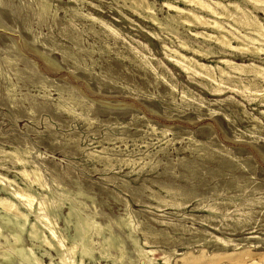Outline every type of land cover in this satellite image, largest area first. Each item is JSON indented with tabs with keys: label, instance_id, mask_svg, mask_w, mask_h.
<instances>
[{
	"label": "rangeland",
	"instance_id": "374dc122",
	"mask_svg": "<svg viewBox=\"0 0 264 264\" xmlns=\"http://www.w3.org/2000/svg\"><path fill=\"white\" fill-rule=\"evenodd\" d=\"M43 1L0 0V197L29 216L22 229L0 208V264L60 262L28 236L37 213L14 196L28 188L37 208L59 214L61 249L74 246L83 264H264V98L255 86L216 92L168 52L226 69L180 47L219 52L192 36L213 30L179 24L164 6L187 8L175 0H147L163 27L125 0ZM219 56L264 65V56ZM79 219L90 228L83 239Z\"/></svg>",
	"mask_w": 264,
	"mask_h": 264
},
{
	"label": "bare ground",
	"instance_id": "6f19581e",
	"mask_svg": "<svg viewBox=\"0 0 264 264\" xmlns=\"http://www.w3.org/2000/svg\"><path fill=\"white\" fill-rule=\"evenodd\" d=\"M41 1V0H40ZM43 1V0H42ZM129 1L130 6L128 7L132 12L135 13H140L143 15L147 20L151 21L152 24L163 27L164 24L160 22V19L157 18L155 14V7L152 3H149L147 0H125V2ZM183 5H185L187 8H181L177 5H174L171 2H165L164 6L167 7L171 11H175L177 16H180L179 22L176 19V22L179 24H186L190 27L195 25V26H202L206 28H210L213 30V34H209L205 31L202 32H195L192 34L195 39H204V41H212L216 46L220 48L219 52L211 51V50H203L199 46L198 49L194 48L193 45H190L189 41L182 40L180 41V47L184 50L187 51L188 53H193L198 56H202L204 59H212V58H219L218 63L223 64L226 69H223L221 67H213L205 63H200L196 61L195 59L188 57L184 54H181L179 51L175 50H170L168 52H171L172 54L175 55V62L176 66L180 67L182 71L185 73L197 77L203 81H206V87H213L216 92H223L224 90H245V89H250L253 86L257 87V90L255 93H260L261 97L264 98V65L258 63L256 61H253L251 63H245V64H238L235 61L226 58V57H220L219 54H224L226 51L230 53V55H234L235 53H240L242 55H247L250 56L254 59H263L264 56V23L260 19L257 13L263 14L264 15V0H231L229 2H224L223 0H175ZM45 2V1H43ZM48 2V1H46ZM176 3V2H175ZM46 4V3H45ZM44 5V4H43ZM48 5V4H47ZM46 6V5H45ZM49 6H51L49 4ZM48 6V7H49ZM52 7V6H51ZM47 8V7H46ZM50 8V7H49ZM48 9V8H47ZM155 9V10H154ZM46 10V9H45ZM168 10V11H169ZM41 11L45 12L44 10L41 9ZM49 12V10H48ZM42 13V12H41ZM47 13V12H46ZM66 13V12H65ZM57 14V13H56ZM41 15V14H40ZM55 16V15H54ZM86 16V15H85ZM171 16V15H170ZM183 16V17H182ZM174 17V16H173ZM89 18V17H88ZM93 18V17H92ZM169 19V18H168ZM174 19V18H172ZM94 21V18H93ZM169 21V20H168ZM175 21V20H174ZM95 22V21H94ZM93 22V23H94ZM171 23H174L170 21ZM97 23V21H96ZM95 23V24H96ZM105 25V24H104ZM177 26V25H176ZM158 27V28H159ZM166 28V27H165ZM164 28V29H165ZM161 29V28H159ZM169 29V28H168ZM108 30V29H107ZM106 30V31H107ZM167 30V29H166ZM170 30V29H169ZM113 31V30H112ZM117 31V30H116ZM179 31V30H178ZM194 31V30H193ZM95 32V31H94ZM108 32V31H107ZM115 32V31H114ZM112 33V32H111ZM110 33V34H111ZM116 33V32H115ZM95 34V33H94ZM109 34V35H110ZM114 35V33H112ZM155 34V33H154ZM191 34V33H190ZM119 35V34H118ZM117 36V35H116ZM172 36V35H171ZM107 37V36H106ZM158 37V36H156ZM177 39V38H176ZM179 41V40H178ZM174 43V42H173ZM109 47V46H108ZM107 47V49H108ZM168 48V47H167ZM86 51V50H85ZM111 51V50H110ZM84 52V51H83ZM136 52V51H135ZM138 53V52H137ZM73 56V55H72ZM171 56V55H170ZM169 57V56H168ZM145 58V57H144ZM48 59V58H47ZM151 59V58H150ZM46 60V59H45ZM154 60V59H153ZM171 60V59H170ZM140 61V60H139ZM149 62V61H148ZM172 62V60H171ZM216 62V61H215ZM12 63V62H11ZM162 63V62H161ZM53 65V64H52ZM136 66V65H135ZM219 70L220 76H216L215 71ZM233 74L239 75V78H235ZM241 77H245V80H247V84H242L241 88H239L236 83H243V80ZM1 78V77H0ZM234 79L238 80L234 82ZM238 83V84H239ZM44 85V84H43ZM254 87V88H255ZM42 88V87H41ZM45 88V87H44ZM47 88V87H46ZM253 88V89H254ZM237 90V91H238ZM252 90V89H251ZM13 91V90H12ZM11 91V92H12ZM244 92V91H243ZM249 93V92H248ZM253 93V94H255ZM173 94V93H172ZM9 95V94H8ZM251 95V94H250ZM173 96V95H172ZM193 96V95H192ZM257 97V96H256ZM186 98V97H184ZM190 100V99H189ZM196 100V99H195ZM77 102V101H76ZM263 102V99H262ZM71 103V102H70ZM66 107V106H65ZM79 108V107H78ZM60 109V108H59ZM61 110V109H60ZM74 110V109H73ZM245 111V110H244ZM68 112V111H67ZM71 115V114H70ZM79 115V114H78ZM90 116V115H89ZM248 117V116H247ZM255 121V120H254ZM96 122V121H95ZM261 127V126H260ZM89 129V128H88ZM145 136V135H144ZM165 138V137H164ZM121 140V139H120ZM103 142V141H102ZM99 145V144H98ZM137 146V145H136ZM175 146V145H174ZM71 147V146H70ZM146 147V146H145ZM188 149V148H187ZM197 149V148H196ZM113 150V149H112ZM128 150V149H127ZM162 151V150H161ZM189 151V150H188ZM198 151V149H197ZM17 152V150H16ZM28 153V152H27ZM106 153V152H105ZM21 156V155H20ZM158 156V155H157ZM23 157V156H22ZM7 158V156H6ZM10 158V157H9ZM22 159V158H21ZM115 159V158H114ZM139 159V158H138ZM119 160V159H118ZM127 160V159H126ZM102 161V160H101ZM146 164V163H145ZM175 164V163H174ZM27 165V164H26ZM21 166V165H20ZM23 166V165H22ZM29 166V165H28ZM110 167V166H109ZM26 168V167H25ZM130 168V167H129ZM144 168V167H143ZM37 170V169H35ZM247 171V170H246ZM134 173V172H133ZM22 174L26 177H29V173L26 172L25 170L22 171ZM135 174V173H134ZM39 176V175H38ZM34 178V177H33ZM2 179V177H1ZM0 181L2 182L3 180ZM5 180V179H4ZM7 181H5L6 183ZM3 183V182H2ZM30 183V180H29ZM31 183H39V177H36L35 180H33ZM12 184V183H11ZM2 185V184H1ZM37 186V185H36ZM126 186V185H125ZM3 187V186H2ZM17 187V186H16ZM30 187V186H28ZM34 187V186H33ZM9 188L5 187L4 189ZM47 188V187H46ZM29 189V188H28ZM28 189H19L17 192L14 194L15 198L22 203L21 205H24L28 207L30 210H35L37 213L36 221L31 224L30 229L28 230V236L32 241H39L38 243H41V245H46L48 246L51 250H54L57 253V256L59 257L60 262L58 261L59 264H83L82 261L79 262L76 259V249L74 246H71L67 249L63 248L61 249V243L57 237V226L56 222L54 221V217L56 216L55 214L53 215L55 210H47L46 213H44L41 205L37 208L35 205L36 202V195L34 192L29 191ZM12 190V189H11ZM8 191V190H7ZM6 191V192H7ZM13 191V190H12ZM12 191H9L10 194H13ZM36 191V190H35ZM43 191V190H42ZM45 191V190H44ZM47 191V190H46ZM64 191V190H62ZM69 191V190H68ZM67 191V193H68ZM5 192V193H6ZM15 192V191H14ZM66 193V194H67ZM79 193V192H78ZM81 193V192H80ZM50 194V193H49ZM61 194V193H60ZM172 194V193H171ZM52 195V194H51ZM72 195V194H71ZM80 196V195H79ZM85 196V195H84ZM48 198V197H47ZM50 198V197H49ZM84 198V197H83ZM51 199V198H50ZM49 199V200H50ZM54 199V198H53ZM90 199V198H89ZM92 199V198H91ZM90 199V201H91ZM39 200V199H38ZM46 200V199H45ZM51 201V200H50ZM48 201V202H50ZM18 202V203H19ZM92 202V201H91ZM46 203V202H45ZM52 203V202H51ZM82 203V202H81ZM171 203V202H170ZM56 204V203H55ZM70 204V203H69ZM223 204V203H222ZM20 205V206H21ZM47 205V204H46ZM49 205V204H48ZM19 206V205H18ZM17 204L12 202L9 198L5 197H0V208L3 210L7 215H11L15 217V219L18 221L19 225L21 226L22 229L25 228V225L28 223V218L29 216L23 212L20 211L19 207ZM57 206V204H56ZM80 206V205H79ZM205 206V205H204ZM53 207V206H51ZM50 207V208H51ZM59 207V206H58ZM164 207V206H163ZM57 208L58 210L61 209ZM71 208V207H70ZM27 209V208H26ZM25 209V210H26ZM49 209V207H48ZM28 210V209H27ZM26 210V211H27ZM45 210V209H44ZM73 210V209H72ZM68 212V218H71L74 215V211ZM76 210V209H75ZM42 211L44 214H42ZM34 212V213H35ZM59 212V211H58ZM62 212V210H61ZM77 213V212H76ZM75 213V214H76ZM42 214V215H41ZM59 214H57L58 216ZM61 215V214H60ZM126 215V214H125ZM56 216V217H57ZM7 217V216H6ZM59 217V216H58ZM61 217H64L61 215ZM79 217V215H78ZM81 217V216H80ZM93 218V217H92ZM129 218V217H128ZM4 219V218H3ZM60 219V218H59ZM83 219V218H82ZM82 219H79L81 221L77 222L75 224V231L77 239L84 238L86 234L89 232V227L82 225ZM130 219V218H129ZM66 221V219H64ZM59 221V220H58ZM121 221V220H120ZM125 221V220H124ZM128 221V220H126ZM132 221V220H131ZM8 222V221H7ZM11 222V221H10ZM72 222V220H70ZM81 222V224H80ZM87 222V220H86ZM93 222V221H91ZM6 223V222H5ZM22 223V225L20 224ZM69 223V222H67ZM88 223V222H87ZM94 225L95 222H93ZM122 223V222H121ZM125 223V222H124ZM12 224V223H11ZM15 224V223H14ZM59 224V223H58ZM92 224V223H88ZM133 224V223H132ZM13 225V224H12ZM44 225L45 230H48L47 232L50 233L51 239H47L45 235L43 234V231L41 230L40 226ZM66 225V224H65ZM68 225V224H67ZM70 225V223H69ZM125 225V224H124ZM93 226V225H92ZM133 226V225H132ZM131 225L127 228L132 227ZM28 227V224L27 226ZM42 227V226H41ZM70 227V226H69ZM68 227V230H69ZM97 227V226H95ZM100 227V226H99ZM29 228V227H28ZM67 227L65 226V229ZM18 229V228H17ZM44 229V228H43ZM61 229V227H60ZM126 229V228H125ZM133 229V228H132ZM132 229H129L130 231ZM16 230V229H14ZM20 230V229H19ZM27 230V229H26ZM25 230V231H26ZM64 230V229H61ZM59 230V231H61ZM71 230V229H70ZM94 231L93 228H91L90 231ZM96 230V228H95ZM127 230V229H126ZM103 231V230H101ZM100 231V232H101ZM108 231V230H106ZM128 231V230H127ZM134 231V229H133ZM66 232V231H65ZM129 232V231H128ZM22 233V231H21ZM48 233V234H49ZM98 232H96L97 234ZM105 233L101 232L100 234ZM133 233V232H132ZM15 234V233H14ZM25 234V233H24ZM60 234V233H59ZM58 234V235H59ZM90 234V233H89ZM11 235V234H10ZM15 238H20L19 236H16ZM66 235V234H65ZM91 235V234H90ZM98 235V234H97ZM13 236V234H12ZM89 236V235H88ZM92 236V235H91ZM100 236V235H98ZM102 234V238H103ZM67 237V236H65ZM71 237V236H69ZM106 237V236H105ZM111 237V235H110ZM133 237V236H132ZM131 237V239H132ZM14 238V237H13ZM28 238V239H29ZM86 238V237H85ZM107 238V237H106ZM115 237H113L114 239ZM119 238V237H118ZM69 239V238H68ZM73 239V238H72ZM76 239V240H77ZM88 239V238H87ZM120 239V238H119ZM21 240V238H20ZM18 240L17 242H21ZM64 240V239H63ZM75 240V241H76ZM88 239L87 241H89ZM92 240V238H91ZM138 239H135L137 241ZM71 241V240H70ZM83 241V240H82ZM85 241V240H84ZM85 241L86 243H88ZM104 241V239H103ZM110 241V239H109ZM121 241V240H120ZM135 241L133 242L135 244ZM81 242V241H80ZM93 242V241H92ZM106 244H108V240L105 241ZM104 242V243H105ZM115 242V241H114ZM124 242V241H123ZM20 243V244H21ZM64 243V242H63ZM67 243V242H66ZM65 243V245H66ZM69 243V242H68ZM77 243V242H76ZM102 243V244H104ZM111 243V242H110ZM13 244V243H12ZM70 244V243H69ZM75 244V243H74ZM78 244V243H77ZM80 244V243H79ZM82 244V243H81ZM101 244V245H102ZM72 245V244H70ZM8 246V245H6ZM5 246V247H6ZM20 246V245H19ZM18 246V247H19ZM79 246V245H78ZM106 246V245H104ZM134 247L137 245H133ZM139 246V245H138ZM4 247V246H3ZM11 247V246H10ZM16 247V246H15ZM17 247V248H18ZM35 247V245H34ZM38 246H36L37 248ZM81 247V246H80ZM79 247V248H80ZM83 247V246H82ZM108 247V245H107ZM112 247V245H111ZM121 247V246H120ZM2 248V247H1ZM8 248V247H7ZM14 248V247H11ZM22 248V246H21ZM28 248V247H27ZM83 247L82 251H86L87 249H84ZM15 249V248H14ZM23 249V248H22ZM38 249V248H37ZM94 249V248H93ZM138 249V248H137ZM140 249V248H139ZM138 249V250H139ZM5 254H6V249H4ZM9 251H12L10 248L8 249ZM17 250V249H16ZM20 250V249H18ZM35 250V249H34ZM3 251V250H2ZM23 251H25L23 249ZM22 251V253H23ZM29 251V250H28ZM27 251V254H28ZM79 251V250H78ZM81 251V252H82ZM108 252V250H105ZM141 251V250H139ZM8 252V251H7ZM16 253V251H14ZM21 250L19 251L18 254L20 253ZM32 252V251H31ZM89 251L85 252L88 253ZM95 252V251H94ZM11 253V252H10ZM14 253V254H15ZM35 253V252H34ZM80 253V252H79ZM84 253V254H85ZM101 252L100 254H102ZM145 253V252H144ZM9 254V252H8ZM30 254V253H29ZM83 254V252L81 253ZM89 254V253H88ZM96 254V253H95ZM99 254V255H100ZM141 251V255H142ZM146 254V253H145ZM149 254V253H148ZM86 255V254H85ZM84 255V256H85ZM90 255V254H89ZM93 255V254H91ZM104 256V254H102ZM140 255V256H141ZM4 256V254H3ZM17 256V255H16ZM26 257L25 254H23V257ZM43 256V254H42ZM46 256V255H45ZM83 256V255H82ZM150 256V254H149ZM243 256V255H242ZM21 257V256H20ZM31 257V256H27ZM26 257V258H27ZM81 257V255L79 256ZM107 257V256H106ZM114 257V256H113ZM118 257V256H117ZM229 257V256H228ZM83 258V257H82ZM81 258V259H82ZM102 258V257H101ZM116 258V257H115ZM114 258V259H115ZM24 259V258H22ZM32 259V258H31ZM30 259V260H31ZM50 259V256H49ZM120 259V258H119ZM239 259V258H237ZM247 259V258H246ZM29 261V259H26ZM83 260V259H82ZM92 260V259H91ZM118 260V258H117ZM154 260V259H153ZM197 260V258H196ZM236 260V259H235ZM234 260V261H235ZM24 261V260H22ZM33 261V260H32ZM125 261V260H124ZM148 261V260H147ZM231 261V260H230ZM239 261V260H238ZM26 262V261H25ZM53 263V261H51ZM112 262H114L112 260ZM120 262V261H119ZM152 262V261H151ZM28 263V262H27ZM85 263V262H84ZM116 263V261H115ZM30 264V263H29ZM32 264V263H31ZM35 264H43L42 260L35 259ZM251 264H259L256 262H252Z\"/></svg>",
	"mask_w": 264,
	"mask_h": 264
}]
</instances>
